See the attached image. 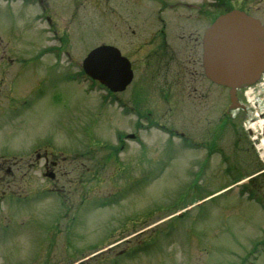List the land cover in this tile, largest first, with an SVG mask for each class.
<instances>
[{
  "label": "rangeland",
  "instance_id": "1",
  "mask_svg": "<svg viewBox=\"0 0 264 264\" xmlns=\"http://www.w3.org/2000/svg\"><path fill=\"white\" fill-rule=\"evenodd\" d=\"M2 1L0 17L4 19H0V42L5 43L9 38L11 43L9 47L0 44V67L2 57H5L4 48L8 53L10 50L19 53L16 56H20V63L9 71L6 79H2L7 100L12 102L16 98V101L13 102L15 107L2 117L0 146L5 144L9 151L16 149L22 154L41 146L73 154L78 149L96 150L101 140L110 141L113 131L118 129L117 120L122 121L121 115L116 116L114 103L101 102L99 94L102 92H87L91 83H81L77 78L79 74L74 71L78 59L66 64V52L59 53L56 62L51 54L38 55L48 47L49 37L39 30L42 24L32 19L34 11L21 14L20 3ZM100 2L102 16H94L100 24L103 21V26L88 23L93 16L87 15L74 50L67 42L66 58L73 55L81 61L82 55L101 41L115 45V23L111 25L108 21L115 17L111 12L115 1ZM7 8L11 16H8ZM82 10V5L75 8L77 14ZM52 19L56 27L65 29L67 26V19L58 20L57 16ZM77 22L78 18H75L69 24L72 31ZM56 38L50 42L51 48L59 43L58 36ZM23 44L36 48L29 54H22ZM20 47L22 50L18 52ZM33 52L37 54L36 59L30 57ZM55 53L53 51V55ZM258 91L254 105L264 103V87L260 84L256 88ZM219 120L220 111H217L216 124ZM259 122L263 123L264 118ZM95 127L97 131H94ZM119 128L127 130V122L124 121ZM228 128L231 130L220 136L223 131L216 127L219 142L215 150L221 148L223 156L216 153L208 162L193 158L198 153L195 149L181 152L177 146H168L162 158L157 160L163 149L159 139L163 137L154 131L144 138L147 141L146 157L152 161L138 163L136 167L128 163L134 150L130 142L118 158L115 156L112 160L101 159L105 152L98 150L93 157L96 164H88L97 166L101 175L98 181L88 180L90 193L115 197L114 202L106 206L110 209L108 212L103 207L91 209L82 222L81 208L75 220L70 221L69 229L61 220L56 238L45 247L46 253L50 254L45 264H62L66 259L105 249L103 246L113 237L115 241L121 240L104 254H89L88 264H98V261L101 264H176L180 257L189 258V264H264V208L247 199L243 188V185L254 186L258 189L256 191L264 194V174L245 180L243 184L236 182L263 168L264 158L257 157L256 160L252 157L239 122L228 124ZM172 144L177 145L174 141ZM30 175L34 187L37 184L44 186L46 181L37 173ZM249 181L252 182L246 184ZM30 196L37 205L52 203L47 194L2 196L0 218L11 215L0 223V250L4 254L0 264H20L19 255L31 257L36 253L38 237L43 233L32 209L36 207L42 221H39L40 227L43 222H50L52 216L62 213L60 210L53 212L54 215L43 212ZM22 210L27 212V222L21 224L18 219ZM102 210L105 212L101 213ZM106 226L114 227L111 230L113 236L107 237L110 231L105 229ZM61 239L63 251L74 242L68 252L61 253L57 249ZM1 242H5L4 247ZM110 250L115 253V261L110 260L114 258L113 254L109 255ZM104 258L109 261L103 262Z\"/></svg>",
  "mask_w": 264,
  "mask_h": 264
},
{
  "label": "flooded vegetation",
  "instance_id": "2",
  "mask_svg": "<svg viewBox=\"0 0 264 264\" xmlns=\"http://www.w3.org/2000/svg\"><path fill=\"white\" fill-rule=\"evenodd\" d=\"M22 1L26 5L40 1L50 4L47 10L49 19L53 13L60 14L61 9L73 2L98 0ZM112 1L116 5L115 45L126 54L133 73L123 97L121 93L115 94L132 111L133 130L128 137L139 144L141 132L147 133L160 126L162 130L187 139L186 143L205 144L206 139L208 143L214 142L217 90L223 93L228 105L229 89L216 85L205 76L201 34L218 15L233 8L256 18L264 27V0ZM237 96L239 100L243 99V91L237 90ZM6 100L7 93L0 83V108L6 106ZM223 112L229 119L238 117L230 115L227 106ZM145 154L146 148L139 145L132 161L145 158ZM4 155L5 150L0 149V159L6 161L8 157ZM11 163L21 164L15 166L14 171L7 165L0 166V178H5L7 173L13 177L19 173L24 175L36 166L42 170L50 169L54 174L51 191H63V196H79L80 201L86 200L89 168L82 162L67 169L66 162L59 160L55 152L38 149L32 151L29 160H13ZM71 206L73 204H68ZM22 264H35V258Z\"/></svg>",
  "mask_w": 264,
  "mask_h": 264
},
{
  "label": "water",
  "instance_id": "3",
  "mask_svg": "<svg viewBox=\"0 0 264 264\" xmlns=\"http://www.w3.org/2000/svg\"><path fill=\"white\" fill-rule=\"evenodd\" d=\"M264 51V33L257 21L239 11H231L218 18L204 36L205 70L220 84L235 87L251 82L254 64L252 52ZM107 66H115V58ZM91 69V66H89ZM87 69V70H89ZM91 71V70H90ZM115 73V72H114ZM111 81H115V75ZM115 90V84H111Z\"/></svg>",
  "mask_w": 264,
  "mask_h": 264
},
{
  "label": "bare ground",
  "instance_id": "4",
  "mask_svg": "<svg viewBox=\"0 0 264 264\" xmlns=\"http://www.w3.org/2000/svg\"><path fill=\"white\" fill-rule=\"evenodd\" d=\"M256 126H257L258 128H260V127L262 126V123L258 122V123L256 124ZM258 146L261 147V148H259L260 151H261V152H264V151L262 150V149L264 148V137H262V139L260 140Z\"/></svg>",
  "mask_w": 264,
  "mask_h": 264
}]
</instances>
